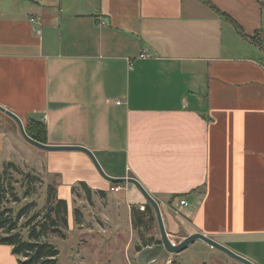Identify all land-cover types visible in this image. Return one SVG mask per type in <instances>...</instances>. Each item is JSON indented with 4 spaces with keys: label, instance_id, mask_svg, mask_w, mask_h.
<instances>
[{
    "label": "crops",
    "instance_id": "crops-1",
    "mask_svg": "<svg viewBox=\"0 0 264 264\" xmlns=\"http://www.w3.org/2000/svg\"><path fill=\"white\" fill-rule=\"evenodd\" d=\"M209 1L263 40L264 4ZM0 106L43 123L45 144L136 179L180 240L200 232L264 264V49L201 1L0 0ZM0 129L38 151L68 211L76 192L114 220L147 203L85 152L29 144L2 111ZM10 252L0 244V264H18Z\"/></svg>",
    "mask_w": 264,
    "mask_h": 264
},
{
    "label": "rangeland",
    "instance_id": "rangeland-1",
    "mask_svg": "<svg viewBox=\"0 0 264 264\" xmlns=\"http://www.w3.org/2000/svg\"><path fill=\"white\" fill-rule=\"evenodd\" d=\"M24 145L21 146L14 138H10L6 129H0V170L4 163L12 162L19 169V173L14 174L15 178L21 180L26 173L36 175L37 179L31 184V195L20 203L34 201L35 210L41 211L45 205L46 186H55V181L49 182L38 167L40 159L35 158L38 151L30 150ZM16 187L19 195H22L23 190L19 188L18 183ZM74 196L73 205L78 209L77 219L80 224L75 222L73 210L68 211L65 238L55 234H50L48 238L58 250L57 264H140L137 259L138 252L146 245L153 246L158 244V241L160 243L154 211V219L151 222L136 226L122 213L117 220H114L116 218L112 217L111 212L107 213L105 218L103 213H99L100 202H83L77 192ZM167 233L174 243L180 241L181 233ZM204 246L205 242L197 239L177 253L163 250L160 256L149 264H230L225 260L223 253L217 250L205 251L202 249Z\"/></svg>",
    "mask_w": 264,
    "mask_h": 264
},
{
    "label": "trees",
    "instance_id": "trees-1",
    "mask_svg": "<svg viewBox=\"0 0 264 264\" xmlns=\"http://www.w3.org/2000/svg\"><path fill=\"white\" fill-rule=\"evenodd\" d=\"M199 1L221 14L241 36L264 49V41L257 34L246 35L232 17L220 12L209 0ZM258 1L264 4V0ZM24 128L33 139L46 142V127L43 123L30 121ZM17 173L19 169L12 162L4 163L0 170V244L10 247L11 253L17 257L18 264H57L58 250L48 238L50 234L65 238L68 225L67 201L57 196L55 186L47 184L45 205L41 211L35 210L34 201L20 203L31 195V184L37 177L26 173L24 178L19 180L14 177ZM17 183L23 190L22 195L17 191ZM80 186L85 190L87 188L83 182ZM73 214L75 222L80 224L77 208L73 209ZM153 219V209L149 203H146L143 209L131 208V221L134 225L151 222Z\"/></svg>",
    "mask_w": 264,
    "mask_h": 264
},
{
    "label": "water",
    "instance_id": "water-1",
    "mask_svg": "<svg viewBox=\"0 0 264 264\" xmlns=\"http://www.w3.org/2000/svg\"><path fill=\"white\" fill-rule=\"evenodd\" d=\"M0 111L10 116L17 123L20 135L29 144L35 147H38L40 149L46 150V151L79 150V151L85 152L90 157L97 171L104 179L112 183L130 182V183H133L137 187V189L141 192V194L146 199L147 203H149V205L152 207L154 211V215H155V219L157 222L159 235H160V243L153 245V246L146 245L144 248H142L138 252L137 259L140 264H149L150 262L155 261L160 256V254L163 252V250H166L171 253L180 252L197 239L204 241L211 247L221 250L222 252L226 253L230 257L234 258L235 260L243 264H254L249 259L233 252L229 248L225 247L224 245L216 242L209 236H206L200 232L188 234L179 242L173 243L165 229L162 214H161L157 201L146 191V189L136 179H134L133 177L116 178V177H111L107 175L106 173H104V171L100 167L99 163L97 162L92 152L85 147L77 146V145H52V144H45V143L37 141L26 133L24 125L21 119L17 115H15L13 112H11L10 110L2 106H0Z\"/></svg>",
    "mask_w": 264,
    "mask_h": 264
},
{
    "label": "built area",
    "instance_id": "built-area-1",
    "mask_svg": "<svg viewBox=\"0 0 264 264\" xmlns=\"http://www.w3.org/2000/svg\"><path fill=\"white\" fill-rule=\"evenodd\" d=\"M30 21H31V22H36V21H38V17L33 16V17L30 18ZM263 41H264V38H263ZM144 56H145L144 54H140V57H144ZM120 189H121V186H120V185H112V186L110 187V190H111V191H118V190H120ZM178 205H179V207H181V206H185V205H187V202H186L184 199H180V200L178 201ZM141 209H143V207H141Z\"/></svg>",
    "mask_w": 264,
    "mask_h": 264
},
{
    "label": "bare ground",
    "instance_id": "bare-ground-1",
    "mask_svg": "<svg viewBox=\"0 0 264 264\" xmlns=\"http://www.w3.org/2000/svg\"><path fill=\"white\" fill-rule=\"evenodd\" d=\"M170 237V239L172 240V238H171V236H169ZM172 242H173V240H172ZM174 243V242H173Z\"/></svg>",
    "mask_w": 264,
    "mask_h": 264
}]
</instances>
